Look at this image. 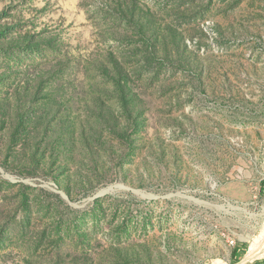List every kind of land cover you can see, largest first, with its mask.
<instances>
[{
    "label": "rangeland",
    "instance_id": "1",
    "mask_svg": "<svg viewBox=\"0 0 264 264\" xmlns=\"http://www.w3.org/2000/svg\"><path fill=\"white\" fill-rule=\"evenodd\" d=\"M140 1L0 0V264L264 260V0Z\"/></svg>",
    "mask_w": 264,
    "mask_h": 264
},
{
    "label": "trees",
    "instance_id": "2",
    "mask_svg": "<svg viewBox=\"0 0 264 264\" xmlns=\"http://www.w3.org/2000/svg\"><path fill=\"white\" fill-rule=\"evenodd\" d=\"M139 1L140 0H132L131 4L125 6L126 8H124L123 11H119L117 14L120 17L125 18L129 24L138 29L139 34L144 38V41L148 45L151 55L153 54V50H159L168 54L170 47L168 46L167 35L163 34V31L168 30L171 36L176 39L173 35L177 30L176 27L170 23L163 22L154 10ZM134 103V100L130 101V105L132 104L135 106L136 104ZM127 109L128 112L132 114L133 110L131 108ZM262 186L264 189V182L262 183ZM240 249L241 248L237 245L234 247L232 251V256L234 258L241 256L239 254ZM252 264H264V260H257Z\"/></svg>",
    "mask_w": 264,
    "mask_h": 264
},
{
    "label": "bare ground",
    "instance_id": "3",
    "mask_svg": "<svg viewBox=\"0 0 264 264\" xmlns=\"http://www.w3.org/2000/svg\"><path fill=\"white\" fill-rule=\"evenodd\" d=\"M264 230V229H263ZM261 238V237H260ZM255 241H257V240H255ZM263 243L261 244L260 243V245H252L251 247H250V251H249V253H248V255H247V259L249 260V259H252L253 257H255V256H259V255H263L264 254V238H263Z\"/></svg>",
    "mask_w": 264,
    "mask_h": 264
}]
</instances>
